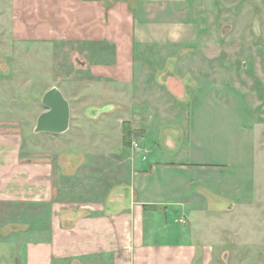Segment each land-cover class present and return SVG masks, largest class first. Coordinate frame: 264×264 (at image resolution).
<instances>
[{
  "label": "crops",
  "instance_id": "1",
  "mask_svg": "<svg viewBox=\"0 0 264 264\" xmlns=\"http://www.w3.org/2000/svg\"><path fill=\"white\" fill-rule=\"evenodd\" d=\"M156 1L143 0L148 23L144 11L136 10L138 0H0V10L10 12L14 40L79 42L99 55L88 68L92 89L100 93L91 112L86 102L72 105L68 88L57 84L70 107L62 133L34 130L47 110L43 104L31 127L16 112L8 120L5 111L0 115V264H211L210 230L216 227L203 222L213 211L209 203H198L191 182V173L205 171L206 162L180 161V151L166 159L163 150L142 142L153 116L140 110L132 87L161 86H155L156 72L151 81L146 68L136 77L135 50L145 39L166 42V18H155L165 10L162 4L155 9ZM171 32L167 41L173 44ZM141 56L147 61L160 55ZM176 73L162 76L170 93L179 95L177 89L191 87L181 77L187 70ZM84 83L80 77L78 85ZM32 104L36 110L37 101ZM129 106L135 110L130 118L114 115ZM127 120L128 152L122 148ZM166 141L169 150L176 148ZM177 223L182 227L173 229Z\"/></svg>",
  "mask_w": 264,
  "mask_h": 264
},
{
  "label": "rangeland",
  "instance_id": "2",
  "mask_svg": "<svg viewBox=\"0 0 264 264\" xmlns=\"http://www.w3.org/2000/svg\"><path fill=\"white\" fill-rule=\"evenodd\" d=\"M137 3L149 23L147 4ZM158 4L165 13L155 18H166V42L145 39L135 50L136 77L146 68L151 81L156 72L155 86H161L158 91L132 87L140 110L153 116L142 142L163 150L166 159H176L180 151V161L206 162L205 171L191 173V182L198 203H209L213 211L203 222L216 227L210 230L211 264H264V0H159L155 9ZM10 19V12L0 10V115L5 111L8 120L16 112L31 127L34 111L45 108L40 92L51 84H64L72 105L86 102L95 111L100 93L92 89L88 65L99 55H90L79 42L14 40ZM169 31L176 35L173 44L167 41ZM141 55L160 56L143 61ZM180 68L188 71L181 77L191 89H177L175 95L164 80L179 77ZM80 77L84 85H78ZM79 88H85L80 96ZM36 101L35 110L30 103ZM133 111L129 106L114 115L130 118ZM167 138L174 150L166 147ZM122 148L128 152L130 145Z\"/></svg>",
  "mask_w": 264,
  "mask_h": 264
},
{
  "label": "water",
  "instance_id": "3",
  "mask_svg": "<svg viewBox=\"0 0 264 264\" xmlns=\"http://www.w3.org/2000/svg\"><path fill=\"white\" fill-rule=\"evenodd\" d=\"M41 102L47 110L38 115L34 130L49 133L66 131L69 126L70 107L61 91L57 87L49 88L42 95Z\"/></svg>",
  "mask_w": 264,
  "mask_h": 264
},
{
  "label": "trees",
  "instance_id": "4",
  "mask_svg": "<svg viewBox=\"0 0 264 264\" xmlns=\"http://www.w3.org/2000/svg\"><path fill=\"white\" fill-rule=\"evenodd\" d=\"M132 128L129 122H123V143L125 145L131 144Z\"/></svg>",
  "mask_w": 264,
  "mask_h": 264
}]
</instances>
